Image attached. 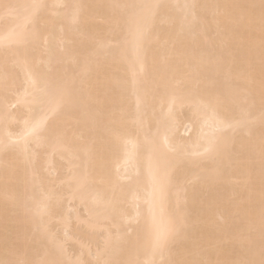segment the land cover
Here are the masks:
<instances>
[{"label": "bare ground", "instance_id": "obj_1", "mask_svg": "<svg viewBox=\"0 0 264 264\" xmlns=\"http://www.w3.org/2000/svg\"><path fill=\"white\" fill-rule=\"evenodd\" d=\"M260 2L0 0V260L258 262ZM145 4L166 7L151 22L141 77L134 16L142 26L152 10L123 6ZM185 4L198 5L195 23ZM116 40L124 58L100 52ZM217 97L226 102L210 106ZM245 98L254 101V123L225 131Z\"/></svg>", "mask_w": 264, "mask_h": 264}, {"label": "snow or ice", "instance_id": "obj_2", "mask_svg": "<svg viewBox=\"0 0 264 264\" xmlns=\"http://www.w3.org/2000/svg\"><path fill=\"white\" fill-rule=\"evenodd\" d=\"M4 7L14 8L18 6L5 5ZM28 7H31L33 9H39L43 6L42 5H30ZM123 7L133 9V10L135 9H151L152 10L151 17L147 18L144 21L142 26L140 24V18L134 16L137 26L135 30L133 31L131 43H132L135 57L137 61L141 64L139 75L143 77L147 72L144 46H145V41L148 39L150 35L151 22L155 20L157 11L166 6L161 5V4H145V5H124ZM182 7H184L185 9L191 10L192 22L195 23L197 20L196 10L198 8V5L185 4ZM259 7L261 9V13H260L261 24L262 26H264V0H261ZM100 52L105 55L111 54L114 59H120L126 56V51L122 50V46L119 40H116L114 43H111L107 46L101 45ZM60 95H61L62 101L64 102L71 101V92L69 90L62 89L60 92ZM222 102H226V101H222L219 97H217L215 101L210 103V106L214 107L216 104H220ZM243 104L245 105V107H244V110L240 118L236 119L233 122H226L225 127H224L225 131H231L232 133L235 134L237 132L250 128V126L254 123L255 116L252 110L254 106V101H249L248 98H245V100L243 101ZM54 115H55V110L53 111V116ZM259 119L261 120L262 123H264V80L261 81V110H260ZM43 131L44 129L42 128L34 129L33 134L39 136ZM5 147H7V145H5ZM217 147H218V141L209 142V146L206 149V152L208 154H211L212 152L216 151ZM262 149H264V143H262ZM262 215H264V213H262ZM261 255H262V258L258 262L253 260V261L247 262V264H264V251H262ZM0 264H24V262H18V261L13 262L9 260H0Z\"/></svg>", "mask_w": 264, "mask_h": 264}, {"label": "rangeland", "instance_id": "obj_3", "mask_svg": "<svg viewBox=\"0 0 264 264\" xmlns=\"http://www.w3.org/2000/svg\"><path fill=\"white\" fill-rule=\"evenodd\" d=\"M13 106H14V105L10 106V108L13 109V110H16V109H15L16 107H15V106L13 107ZM182 111H183V112H180V115H179L180 118H182V117L184 116V117L181 119V121H183V120L185 119V117L187 116V114H188L186 108L183 109ZM181 115H182V116H181ZM15 125H16V124H15ZM15 125H11V128H12V129H13V128L16 129V126H15ZM13 126H14V127H13ZM69 212L71 213V212H72V209H71V210L69 209ZM72 223H73V222H72ZM71 225H75V226H73V228H72V226H71V228H72L71 230H78V228L80 227L79 225H77V223H76V224L73 223V224H71ZM75 228H76V229H75ZM71 230H70V232H72ZM81 230H82V229H81ZM98 236H100V234H99ZM65 243L67 244V245L65 244V246H66V250H67V253H68V254H71V253L73 254V253H74L73 251L75 250V249H73V247H74V245H73L74 242H72V241H70V242H69V241H66ZM70 244H71L72 246H70ZM70 248H71V250H69ZM72 250H73V251H72ZM68 251H69V252H68ZM70 252H71V253H70Z\"/></svg>", "mask_w": 264, "mask_h": 264}]
</instances>
